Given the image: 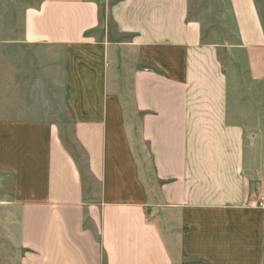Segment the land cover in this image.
<instances>
[{"label":"crops","instance_id":"obj_1","mask_svg":"<svg viewBox=\"0 0 264 264\" xmlns=\"http://www.w3.org/2000/svg\"><path fill=\"white\" fill-rule=\"evenodd\" d=\"M224 4L0 0V264H264V0Z\"/></svg>","mask_w":264,"mask_h":264},{"label":"rangeland","instance_id":"obj_2","mask_svg":"<svg viewBox=\"0 0 264 264\" xmlns=\"http://www.w3.org/2000/svg\"><path fill=\"white\" fill-rule=\"evenodd\" d=\"M210 3H212L213 5H217L219 13H225L227 11L225 8L226 5L224 4V0H208V7H211Z\"/></svg>","mask_w":264,"mask_h":264},{"label":"built area","instance_id":"obj_3","mask_svg":"<svg viewBox=\"0 0 264 264\" xmlns=\"http://www.w3.org/2000/svg\"><path fill=\"white\" fill-rule=\"evenodd\" d=\"M264 205V198H261V201L259 203V206H263Z\"/></svg>","mask_w":264,"mask_h":264}]
</instances>
